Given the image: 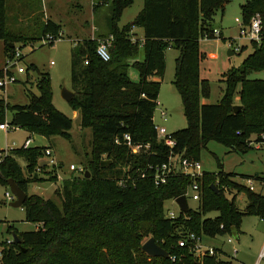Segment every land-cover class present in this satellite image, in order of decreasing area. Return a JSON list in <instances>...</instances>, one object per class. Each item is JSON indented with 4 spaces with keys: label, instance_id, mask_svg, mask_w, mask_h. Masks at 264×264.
<instances>
[{
    "label": "trees",
    "instance_id": "obj_1",
    "mask_svg": "<svg viewBox=\"0 0 264 264\" xmlns=\"http://www.w3.org/2000/svg\"><path fill=\"white\" fill-rule=\"evenodd\" d=\"M105 1L112 8L109 33L97 39L112 37L110 60L103 62L97 57L96 40L84 39L70 51L73 96L67 104L78 112L80 128L91 132L90 153L83 166L90 177L71 173L69 178L58 180L61 165L38 166L46 147L21 146L13 149L11 156L5 155L0 163V183L7 186V181L13 180L26 193L21 209L25 221L36 229L15 233L20 245L5 247L0 264H223L217 259L216 250L214 256L199 259L190 244L179 248L178 241L188 234L199 239L230 234L231 228L238 233L243 215L255 214L264 221V196L235 182L233 174L224 173L219 165L217 173L203 172L196 180L201 189L197 209L179 213L171 220L164 204L183 196L191 179L175 176L157 187L151 175L141 180L137 171L165 163L170 156L198 161L200 152L211 141L229 152L245 154L253 149L249 139L255 136V144L264 147V78H250L264 72V0H250L240 7L243 25L247 26L253 16H260V41L251 42L252 52L238 68L222 75L224 89L214 105L200 101L209 87L199 76L202 55L198 44L203 38L215 39L211 23L217 11L223 12L228 0H143L133 24L123 27L118 23L133 1ZM6 2L0 0V41L8 56L14 52L10 45L27 39L8 31ZM134 28L142 29V42L132 40ZM58 32L60 27L46 20L42 41L46 35L56 36ZM28 40L34 41L32 37ZM169 47L179 52L172 85L187 123L186 128L170 135L175 142L172 150L156 139L153 126L165 73L164 52ZM244 50L242 47L240 52ZM29 69L35 67L30 65ZM130 70L135 72V79ZM35 87L38 93L27 92L29 103L24 106H9L0 98V125L9 113L10 127L71 142L72 121L53 105L49 74L37 72ZM234 97H238L241 106L237 113L233 111ZM124 135L130 136L133 145L149 148L133 155L128 147L114 142ZM14 156L23 158L28 174L39 168L41 176H25ZM103 160H111L112 164L101 169ZM127 176L135 178V183L128 181L119 186L118 182ZM45 180L56 183L55 199L28 195L29 185ZM232 191L245 195L248 204L244 211L236 207L234 196L226 197ZM212 213L216 216L206 217ZM150 238L168 253V258H151L141 251Z\"/></svg>",
    "mask_w": 264,
    "mask_h": 264
},
{
    "label": "rangeland",
    "instance_id": "obj_2",
    "mask_svg": "<svg viewBox=\"0 0 264 264\" xmlns=\"http://www.w3.org/2000/svg\"><path fill=\"white\" fill-rule=\"evenodd\" d=\"M99 0H95L97 3ZM130 7L126 8L121 16L119 27L131 24L143 7V0H132ZM250 0H228L223 12L217 11L213 17L211 28L216 30L218 36L215 39H200L198 44L202 60L199 65V76L208 84V94L201 96L202 104H217L222 96L224 84L220 82L222 75L229 70L238 68L243 60L252 52L251 42L240 38L239 24L242 22L241 5ZM111 4L92 7L91 0H7L6 2V26L8 31L20 33L25 42L14 43V52L11 58L19 51V57L15 63L26 69V74L16 75L17 82L6 84L0 97L9 106H24L29 103L27 92L37 94L35 79L37 72L48 73L51 79L53 91V105L55 108L71 119L72 128L69 131L71 142L55 136L46 139L39 135H31L19 128L6 130L4 124L0 125V151L2 158L12 155V150L20 148L27 137L32 139L29 147H46L52 150L53 158L61 170L58 180H65L71 176L68 170L70 165L85 167L86 157L90 153L91 132L82 129L79 120L73 116V111L68 104L62 100L60 93L63 88L71 90L70 82V51L74 42L89 39L92 33L95 38L99 35L106 36L109 33ZM46 20L56 23L61 27L62 37L52 46L43 45V28ZM142 30L134 28L132 40L140 39ZM33 38L30 42L28 39ZM23 46V47H22ZM245 50L241 51V48ZM239 51H235V49ZM228 51L233 52L228 56ZM179 52L173 47L165 50V73L161 81L158 106L153 116L155 126L163 127L168 134H172L187 126L182 113L181 101L172 82L174 78L175 59ZM4 54V44L0 41V69H4L8 57ZM53 65H50V63ZM10 65V64H9ZM33 65L35 69H29ZM26 75L29 82L25 83ZM130 75L135 79V72L130 70ZM250 78L263 79L264 72L252 74ZM234 104L238 105V97H234ZM167 113V119L163 122L159 117L160 110ZM10 120V114L6 113V122ZM5 123V122H4ZM255 136H251L249 144L253 149L245 154L229 152L225 147L209 142L205 149L200 152L199 163L204 172L217 173L219 165L226 174H233V180L238 184L248 187V181H252L255 193L264 196V185L259 184L258 179L264 176V147L255 144ZM22 169L25 176H38L40 171L35 169L34 173L28 174L26 162L23 158L13 157ZM50 169V168H49ZM43 179H46L44 177ZM216 184V180L215 183ZM56 183L50 181L36 182L28 186V195H38L44 199H55L53 191ZM9 191L8 186L0 183V243L11 240V233L21 234L34 231L36 226L25 221L24 211L21 208L9 207V201L5 193ZM235 197V205L242 212L248 201L243 193L235 191L226 194L228 199ZM187 205L189 210H196L198 203L192 201L188 196ZM165 211L178 214L179 208L174 201L164 204ZM212 213L206 217L213 218ZM228 239L232 242L229 243ZM201 250L211 248L217 251V259L223 264H264L259 255L264 249V221L255 214L243 215L238 227L237 239L231 234L217 235L215 237L201 236Z\"/></svg>",
    "mask_w": 264,
    "mask_h": 264
},
{
    "label": "built area",
    "instance_id": "obj_3",
    "mask_svg": "<svg viewBox=\"0 0 264 264\" xmlns=\"http://www.w3.org/2000/svg\"><path fill=\"white\" fill-rule=\"evenodd\" d=\"M106 2L107 1L105 0H99L96 3L95 0H91V5L92 7L96 5L100 6V5L105 4ZM261 25H262L261 18L259 15L253 16L247 26L243 25V23L241 22L239 24L240 38L247 39L249 42L258 43L260 41ZM62 34L63 33L60 31L58 32L56 36H52L49 34L46 35L42 41L45 43L43 45L54 44L55 42L61 39ZM214 35L216 37L218 36V33L216 30L214 31ZM89 39L96 40L97 42V47H96L97 57H99V59L102 60L103 62H108L110 60L109 47H110V42L112 40V37H108L105 39H97L92 33ZM76 43L77 42H74V45ZM235 51L237 52L239 51V49L237 48L235 49ZM18 57H19V51L16 50L15 55L12 58L8 57V59L6 60L5 67L4 69L1 70L2 75L0 76V92L4 90L6 84L17 82L16 77H15L16 75H24L26 73V69H24L23 67L15 63L16 62L15 59ZM85 64L87 63L85 62ZM50 65H53V63L51 62ZM156 106H158V102H156ZM159 117L163 122L166 121L167 113L165 112V110L163 109L160 110ZM4 126L6 130L12 129V127H10L7 122L4 123ZM153 126H154V131L156 134V139L158 141H162L163 144L167 148L172 150L175 147V142L171 138L170 136L171 134H168L163 127H158V126H155L154 124ZM261 138L264 139V136H261ZM114 142L116 145L123 144L126 147H128L133 155H137L142 150H147L149 148L148 145H133L131 138L128 135H124L122 140L115 139ZM31 143H32V139L27 138L24 144L22 145L23 149H27L31 145ZM52 153L53 152L50 148H47L46 150H44V153H43L44 154L43 159H46L48 161L47 166L51 168L57 167L58 165L56 160L53 158ZM1 161H2V156L0 155V163ZM68 170L71 173H76L79 176H82L83 174H85L84 167L77 168L74 165H70L68 167ZM37 171H39V168H37ZM203 172L204 171L202 170V167L198 161H195L193 159H188V158L176 159L174 156H170L167 162L162 163L160 165H156V166L148 165L144 170H138L137 174H138V179L140 178L141 180L151 175L152 182L157 187L166 184V182L170 178L175 177V176L183 175V176L189 177L191 179V184L189 185L186 193L183 196L185 197V199H187V197L189 196L192 201L199 203L200 198H201V189L196 180L202 177ZM58 178L60 177L58 176ZM128 181L134 184L135 178H132L131 176H127L125 179L120 180L118 182V185L122 186L124 183ZM258 181H259V184L263 186L264 176L262 178H259ZM247 188L251 192H255V189H254V186L251 180L248 181ZM5 197L9 202H12L14 200V197L9 192L5 193ZM174 200H171V201H174ZM179 213L181 212L179 211L178 214ZM178 214H174L173 212L166 211L167 218L171 220L175 219L178 216ZM228 242L231 243L232 241L228 239ZM12 243H13L12 239L6 240L5 242L0 243V261L2 258V253H3L4 248L10 246ZM187 244H190L189 245L190 249L194 252L195 256L199 259H201L204 255H207V256L215 255L214 249L207 248V249L201 250L200 239L196 238L193 234H188L185 239L178 241L179 248H184ZM170 259L172 261L175 260L174 257H171ZM259 259L264 260V249L260 253Z\"/></svg>",
    "mask_w": 264,
    "mask_h": 264
},
{
    "label": "water",
    "instance_id": "obj_4",
    "mask_svg": "<svg viewBox=\"0 0 264 264\" xmlns=\"http://www.w3.org/2000/svg\"><path fill=\"white\" fill-rule=\"evenodd\" d=\"M10 47L12 48L13 45H10ZM228 56H232L231 51H228ZM60 96H61L62 100H64L66 103H68L71 100L73 93L70 90L63 88L61 93H60ZM239 110H241V106H238V105L233 106L234 113H237ZM111 164H112L111 160H103L100 162V168L101 169L107 168ZM47 165H48V161L46 159H41L38 163L39 167H44ZM89 177H90L89 172L85 171V178H89ZM7 186L9 188L10 193L14 197V200L9 203V207L14 208V209L21 208L26 197H27L26 193L22 189H20L18 187V185L13 180H8ZM212 188H214V187L211 186V189ZM174 202L178 206L179 211L181 213H183V214L188 213L189 208H188V205H187V202H186V199L184 196H180V197L176 198L174 200ZM230 234L234 237V239H237V230L235 228H231ZM11 236H12L13 243L16 245H20V240L14 232L11 233ZM141 251L144 252L148 257H151V258H164V259H166L169 257L168 253L165 252L161 247H159L153 238L148 239L142 245Z\"/></svg>",
    "mask_w": 264,
    "mask_h": 264
},
{
    "label": "crops",
    "instance_id": "obj_5",
    "mask_svg": "<svg viewBox=\"0 0 264 264\" xmlns=\"http://www.w3.org/2000/svg\"><path fill=\"white\" fill-rule=\"evenodd\" d=\"M133 23V22H132ZM131 23V24H132ZM56 24V23H55ZM60 27V26H59ZM142 30V29H141ZM60 31L62 32V30H61V27H60ZM137 40H139V41H143V31H142V35H141V38L140 39H137ZM0 70H2V68L0 69ZM26 74V73H25ZM26 80H29V78H28V76L26 75V78H25V81ZM29 82V81H28ZM73 116L74 117H76L78 120H79V115H78V112H75V111H73ZM27 138H30V137H27ZM36 229V228H35Z\"/></svg>",
    "mask_w": 264,
    "mask_h": 264
}]
</instances>
